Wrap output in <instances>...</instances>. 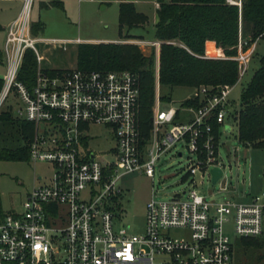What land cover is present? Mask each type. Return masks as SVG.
I'll list each match as a JSON object with an SVG mask.
<instances>
[{
    "label": "built area",
    "instance_id": "obj_1",
    "mask_svg": "<svg viewBox=\"0 0 264 264\" xmlns=\"http://www.w3.org/2000/svg\"><path fill=\"white\" fill-rule=\"evenodd\" d=\"M226 3L240 7V0ZM30 8L25 0L19 17L4 28L0 111L10 107L14 116L34 125L29 162L48 163L52 173L47 179L35 177L21 213L0 219V264H232L233 247L223 226L231 219L237 238L260 237L264 192L236 204L208 201L197 191L205 178L214 187L224 177L219 148L231 134L228 118L235 122L238 115L229 110L231 87L195 88L189 99L176 107L169 102L166 109L155 91L145 135L137 77L77 68L49 74L42 66L43 52L64 49L69 42L33 36ZM257 43L243 37L239 25L236 54L229 58L237 64L236 83L246 74ZM160 44L150 45L159 49ZM27 50L37 65L31 87L18 80ZM191 100L197 106L185 103ZM89 125L110 130L115 144L106 155L88 148ZM179 143L188 153L185 188L169 199L151 197L142 234L119 226L113 208L118 179L134 172L152 179L157 162ZM215 168L222 174L212 185ZM174 230L187 236L173 237Z\"/></svg>",
    "mask_w": 264,
    "mask_h": 264
},
{
    "label": "trees",
    "instance_id": "obj_2",
    "mask_svg": "<svg viewBox=\"0 0 264 264\" xmlns=\"http://www.w3.org/2000/svg\"><path fill=\"white\" fill-rule=\"evenodd\" d=\"M154 42H160L158 67L155 48L148 56L135 44L84 43L76 49V67L80 70L128 71L133 73L140 88V123L145 135L155 98L156 83L173 89L201 86L232 87L238 79L237 64L230 60L236 54L239 25L241 34L252 41L264 42V0H240V7L226 0H157ZM42 7H60L59 0H50ZM120 41L141 40L123 35V30L144 27L148 18L133 3L119 5ZM2 28L0 27V31ZM43 30L40 22L31 23L33 36ZM220 58L207 56L211 50ZM0 51V64H1ZM36 59L32 51L24 54L18 80L33 85ZM55 74L57 70H48ZM245 76V75H244ZM0 80V90L2 88ZM169 103L168 97H159ZM197 106V100L186 101ZM239 112L235 119L237 139L247 148L264 150V53L241 93ZM34 125L13 115L10 107L0 111V162L29 161V143ZM264 176V166H263ZM3 215L0 214V219ZM232 264H264V232L254 239H239L233 245Z\"/></svg>",
    "mask_w": 264,
    "mask_h": 264
},
{
    "label": "rangeland",
    "instance_id": "obj_3",
    "mask_svg": "<svg viewBox=\"0 0 264 264\" xmlns=\"http://www.w3.org/2000/svg\"><path fill=\"white\" fill-rule=\"evenodd\" d=\"M60 7L48 6L50 0H30V21L40 22L43 30L38 35L47 40H84L71 41L62 48H54L43 52L45 60L43 68L48 70H71L76 67V49L78 44L84 43H124L135 44L141 53L148 56L155 48L156 58L159 49L150 44L154 42V24L156 21L157 0H59ZM133 3L136 10L147 16L148 22L144 27L123 30V35L133 36L144 40L120 41L119 33V5ZM22 0H0V25L5 28L13 22ZM89 40V41H85ZM4 31H0V51L3 49ZM44 49V47H42ZM264 53V42L258 41L251 57L245 76L231 87L227 98L229 110L239 112L241 93L244 85L249 81L258 66V58ZM210 58H220L219 53L209 50L206 54ZM5 70L0 67V78ZM159 97H168L173 106L189 99L193 89L187 87H156ZM155 99V98H154ZM154 106V102H153ZM152 106V108H153ZM166 109L167 103L162 104ZM231 134L221 140L219 158L224 166V177L219 185L211 186L205 178L197 188L200 195L208 201L230 199L236 204H247L251 197L264 192V150L247 148L237 139V127L231 117L227 121ZM88 148L98 155H106L115 144L109 129L103 126H88ZM182 152V157L176 153ZM188 153L182 143L163 155L155 166L153 178H147L137 172L122 175L116 186L120 194L113 202L114 211L118 217V225L129 227L133 234L144 231L145 206L153 196L156 200L171 198L181 192L186 183L183 182L187 166ZM52 173L48 163H30L29 161L0 162V214L3 216L21 213L26 195L35 184V177L47 179ZM41 184V183H40ZM226 188L225 191L221 187ZM232 220L223 226L232 247L239 238L236 237ZM173 237H186L187 232L174 230Z\"/></svg>",
    "mask_w": 264,
    "mask_h": 264
},
{
    "label": "crops",
    "instance_id": "obj_4",
    "mask_svg": "<svg viewBox=\"0 0 264 264\" xmlns=\"http://www.w3.org/2000/svg\"><path fill=\"white\" fill-rule=\"evenodd\" d=\"M24 2H25V0H22V4L18 7V9H17V13H16V15H15V17H14V19L12 20V21H15L18 17H19V15L21 14V11H22V8H23V4H24ZM156 9H157V7H158V5H157V3H156ZM155 23H156V21H155ZM0 27H1V25H0ZM2 28V27H1ZM2 30L4 31V28H2ZM39 38V37H38ZM41 39V38H40ZM64 41H68V42H71V41H75V42H78V41H84V40H64ZM85 41H89V40H85ZM144 40H141L140 42H143ZM145 42V41H144ZM115 43H119V42H115ZM94 44H97V43H94ZM50 49H52V48H50ZM49 49V50H50ZM45 51H48V49H46ZM44 51V52H45ZM45 59V58H44ZM47 69V68H46Z\"/></svg>",
    "mask_w": 264,
    "mask_h": 264
},
{
    "label": "water",
    "instance_id": "obj_5",
    "mask_svg": "<svg viewBox=\"0 0 264 264\" xmlns=\"http://www.w3.org/2000/svg\"><path fill=\"white\" fill-rule=\"evenodd\" d=\"M221 174H222L221 170H219L217 168L211 170V176H212L211 184L212 185H215L216 184V182L221 177Z\"/></svg>",
    "mask_w": 264,
    "mask_h": 264
}]
</instances>
